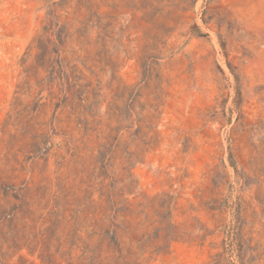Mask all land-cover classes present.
Instances as JSON below:
<instances>
[{"label":"rangeland","instance_id":"1","mask_svg":"<svg viewBox=\"0 0 264 264\" xmlns=\"http://www.w3.org/2000/svg\"><path fill=\"white\" fill-rule=\"evenodd\" d=\"M0 264H264V0H0Z\"/></svg>","mask_w":264,"mask_h":264}]
</instances>
